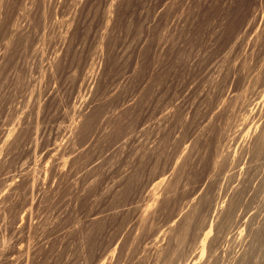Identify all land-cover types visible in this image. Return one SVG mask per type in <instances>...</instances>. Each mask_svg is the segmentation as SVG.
<instances>
[{"label": "rangeland", "instance_id": "rangeland-1", "mask_svg": "<svg viewBox=\"0 0 264 264\" xmlns=\"http://www.w3.org/2000/svg\"><path fill=\"white\" fill-rule=\"evenodd\" d=\"M0 264H264V0H0Z\"/></svg>", "mask_w": 264, "mask_h": 264}, {"label": "bare ground", "instance_id": "bare-ground-1", "mask_svg": "<svg viewBox=\"0 0 264 264\" xmlns=\"http://www.w3.org/2000/svg\"><path fill=\"white\" fill-rule=\"evenodd\" d=\"M76 127L78 128V127H80V125L76 124ZM59 168H60V171L63 172L65 169V164L64 163L60 164Z\"/></svg>", "mask_w": 264, "mask_h": 264}]
</instances>
